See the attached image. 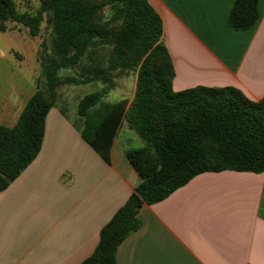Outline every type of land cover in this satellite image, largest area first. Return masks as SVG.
Listing matches in <instances>:
<instances>
[{"label":"crops","instance_id":"obj_1","mask_svg":"<svg viewBox=\"0 0 264 264\" xmlns=\"http://www.w3.org/2000/svg\"><path fill=\"white\" fill-rule=\"evenodd\" d=\"M148 2L162 20L174 91L233 87L251 101L264 97V0L246 31L228 25L234 0ZM37 77L20 63L0 64V126L15 127ZM73 115L50 108L38 155L0 192V264H81L141 182L127 152L141 148H131L133 140L142 142L125 119L108 164ZM137 218L138 229L117 247V264H264V172L198 174L143 204Z\"/></svg>","mask_w":264,"mask_h":264},{"label":"trees","instance_id":"obj_2","mask_svg":"<svg viewBox=\"0 0 264 264\" xmlns=\"http://www.w3.org/2000/svg\"><path fill=\"white\" fill-rule=\"evenodd\" d=\"M258 2L234 0L230 28L251 29ZM42 22L50 29V52L42 43L39 56L43 85H36L14 128L0 126V192L38 155L59 85L108 84L77 104L80 135L104 162L109 164L123 119L142 142L127 152L141 182L102 227L95 250L81 264H117V247L139 227L140 207L165 199L194 176L264 172V97L251 101L233 87L174 91L162 20L148 0H39L35 14L19 12L14 0H0V32L15 23L36 37ZM65 69L77 75L60 79ZM129 74L136 76L129 104L105 101V88Z\"/></svg>","mask_w":264,"mask_h":264},{"label":"rangeland","instance_id":"obj_3","mask_svg":"<svg viewBox=\"0 0 264 264\" xmlns=\"http://www.w3.org/2000/svg\"><path fill=\"white\" fill-rule=\"evenodd\" d=\"M19 12H27L35 14L39 8V0H14ZM45 45V51L50 52V29L46 27L45 22L40 25V31L36 37H30L28 29L15 24L9 23L6 32H0V64L8 63L11 60L13 63H20L23 67L27 66L31 70L34 69L38 73L36 85H43V76L40 73L39 56L42 50L41 44ZM9 50V52H7ZM38 67V68H37ZM60 79L66 77H75L76 71L65 69L58 73ZM136 76L129 74L121 75L113 79V86L105 88L107 93L104 95L105 101H117L125 98L132 100L135 90ZM108 84L101 82L88 83L85 85L62 84L59 85L56 92V105L65 108L69 116L73 117L77 113V104L84 96L101 91ZM137 135V134H135ZM137 137V136H135ZM142 146L136 145L135 140L130 144L131 148H139Z\"/></svg>","mask_w":264,"mask_h":264}]
</instances>
